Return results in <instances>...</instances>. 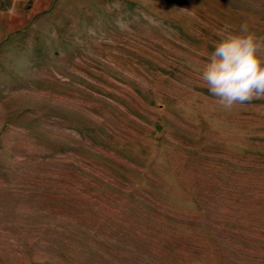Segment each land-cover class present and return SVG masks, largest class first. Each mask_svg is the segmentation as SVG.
Instances as JSON below:
<instances>
[{"label": "rangeland", "instance_id": "obj_1", "mask_svg": "<svg viewBox=\"0 0 264 264\" xmlns=\"http://www.w3.org/2000/svg\"><path fill=\"white\" fill-rule=\"evenodd\" d=\"M242 24L264 0H0V264H264V98L201 79Z\"/></svg>", "mask_w": 264, "mask_h": 264}, {"label": "clouds", "instance_id": "obj_2", "mask_svg": "<svg viewBox=\"0 0 264 264\" xmlns=\"http://www.w3.org/2000/svg\"><path fill=\"white\" fill-rule=\"evenodd\" d=\"M218 40L201 70L209 93L226 109L264 98V35L242 24L218 30Z\"/></svg>", "mask_w": 264, "mask_h": 264}]
</instances>
